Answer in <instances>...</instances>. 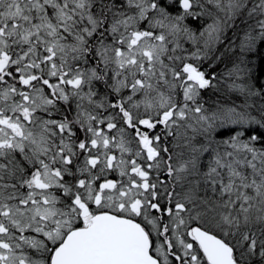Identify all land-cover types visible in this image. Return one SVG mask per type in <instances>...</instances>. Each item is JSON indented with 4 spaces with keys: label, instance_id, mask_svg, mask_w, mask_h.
I'll return each mask as SVG.
<instances>
[{
    "label": "snow or ice",
    "instance_id": "obj_1",
    "mask_svg": "<svg viewBox=\"0 0 264 264\" xmlns=\"http://www.w3.org/2000/svg\"><path fill=\"white\" fill-rule=\"evenodd\" d=\"M258 47L264 0H0V264H264Z\"/></svg>",
    "mask_w": 264,
    "mask_h": 264
},
{
    "label": "trees",
    "instance_id": "obj_2",
    "mask_svg": "<svg viewBox=\"0 0 264 264\" xmlns=\"http://www.w3.org/2000/svg\"><path fill=\"white\" fill-rule=\"evenodd\" d=\"M252 65L254 66V70L257 76H260L264 79V49L259 47L254 54L249 55ZM255 261L253 264H259V257H255Z\"/></svg>",
    "mask_w": 264,
    "mask_h": 264
},
{
    "label": "rangeland",
    "instance_id": "obj_3",
    "mask_svg": "<svg viewBox=\"0 0 264 264\" xmlns=\"http://www.w3.org/2000/svg\"><path fill=\"white\" fill-rule=\"evenodd\" d=\"M250 57H248V59H249ZM250 61H251V59H249ZM256 259H255V257H254V259H253V261H255Z\"/></svg>",
    "mask_w": 264,
    "mask_h": 264
},
{
    "label": "bare ground",
    "instance_id": "obj_4",
    "mask_svg": "<svg viewBox=\"0 0 264 264\" xmlns=\"http://www.w3.org/2000/svg\"><path fill=\"white\" fill-rule=\"evenodd\" d=\"M259 48V47H258ZM263 49H264V47H262ZM250 59V58H249ZM262 79V78H261ZM206 95V98H207V94H205Z\"/></svg>",
    "mask_w": 264,
    "mask_h": 264
}]
</instances>
